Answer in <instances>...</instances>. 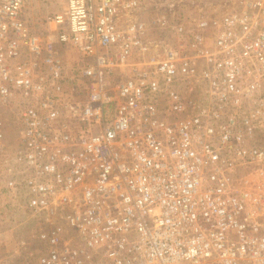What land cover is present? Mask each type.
I'll return each mask as SVG.
<instances>
[{"label":"built area","instance_id":"1","mask_svg":"<svg viewBox=\"0 0 264 264\" xmlns=\"http://www.w3.org/2000/svg\"><path fill=\"white\" fill-rule=\"evenodd\" d=\"M25 1L0 0L21 264H264V0H65L44 32Z\"/></svg>","mask_w":264,"mask_h":264},{"label":"rangeland","instance_id":"2","mask_svg":"<svg viewBox=\"0 0 264 264\" xmlns=\"http://www.w3.org/2000/svg\"><path fill=\"white\" fill-rule=\"evenodd\" d=\"M65 0H26L24 13L29 23L39 32L48 28L44 22L47 13L60 10ZM73 56L69 57L71 61ZM114 75L113 78H116ZM8 139L13 140V126L7 130ZM21 199L4 187L0 175V261L1 264H21L24 246L35 244L32 235L35 227L26 211L20 206ZM23 242V247L19 244Z\"/></svg>","mask_w":264,"mask_h":264},{"label":"crops","instance_id":"3","mask_svg":"<svg viewBox=\"0 0 264 264\" xmlns=\"http://www.w3.org/2000/svg\"><path fill=\"white\" fill-rule=\"evenodd\" d=\"M64 4V3H63ZM63 4H62V6H63ZM57 11H59V10H57ZM57 11H54V12H57Z\"/></svg>","mask_w":264,"mask_h":264}]
</instances>
